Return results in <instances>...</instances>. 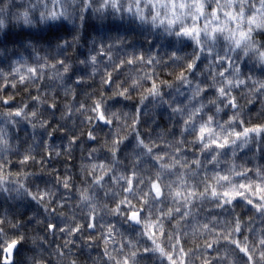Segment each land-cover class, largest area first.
Instances as JSON below:
<instances>
[{"label": "clouds", "instance_id": "9594fccd", "mask_svg": "<svg viewBox=\"0 0 264 264\" xmlns=\"http://www.w3.org/2000/svg\"><path fill=\"white\" fill-rule=\"evenodd\" d=\"M0 264H264V0H0Z\"/></svg>", "mask_w": 264, "mask_h": 264}]
</instances>
